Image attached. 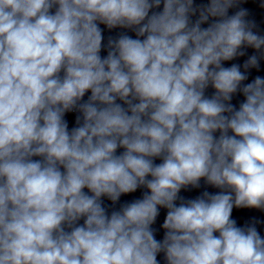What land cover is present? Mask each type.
<instances>
[{
    "label": "clouds",
    "instance_id": "1",
    "mask_svg": "<svg viewBox=\"0 0 264 264\" xmlns=\"http://www.w3.org/2000/svg\"><path fill=\"white\" fill-rule=\"evenodd\" d=\"M240 3L163 0L149 15L161 0H0V264H158L161 251L167 264H264L256 227L231 219L264 210V78L242 86L240 65L223 66L245 46L260 53L245 70L264 59L248 11L228 14ZM97 21L145 38L110 39L102 59ZM73 110L83 122L69 132ZM201 178L221 191L179 197ZM141 187L106 214L101 197Z\"/></svg>",
    "mask_w": 264,
    "mask_h": 264
},
{
    "label": "water",
    "instance_id": "2",
    "mask_svg": "<svg viewBox=\"0 0 264 264\" xmlns=\"http://www.w3.org/2000/svg\"><path fill=\"white\" fill-rule=\"evenodd\" d=\"M209 0H194V7H199L203 5H207ZM262 3L264 0H241V3L234 8L229 9V15L235 14L240 8L246 9L248 11V19L255 22L256 27L253 29L256 34L264 36V7H262ZM199 18V12L194 15V23ZM214 18H210L207 23L201 25L202 28H206L213 21ZM245 52L244 56H237L231 61L223 62L224 67H231L233 64L240 65L241 71L246 72L247 79L242 82V86L248 83H251L256 77L264 78V59L259 61V68H250L245 70L243 68L244 62L252 55L259 56L260 53L257 52L254 48L251 47H243L241 49ZM214 89L209 86L205 90V96L211 97L214 94ZM245 97L241 91H237L232 97L230 103L234 105L237 109L239 105L245 101ZM231 134V133H229ZM217 137L219 136V132L215 133ZM205 191L210 194H216L221 190L215 188L206 183V181L201 178L199 182V187H195L194 199L201 196ZM231 219L236 221V226L244 228L246 226L254 225L258 234L261 238H264V210L256 209V208H233ZM215 235H219V233H215Z\"/></svg>",
    "mask_w": 264,
    "mask_h": 264
}]
</instances>
